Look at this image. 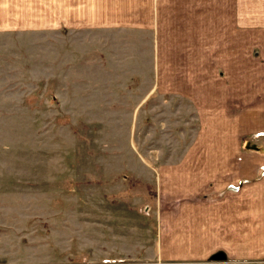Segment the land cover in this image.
<instances>
[{"label": "rangeland", "instance_id": "rangeland-1", "mask_svg": "<svg viewBox=\"0 0 264 264\" xmlns=\"http://www.w3.org/2000/svg\"><path fill=\"white\" fill-rule=\"evenodd\" d=\"M150 10L0 0V264H264L166 253L190 200L161 173L187 153L193 119L158 76L180 70L179 44L221 36L158 34Z\"/></svg>", "mask_w": 264, "mask_h": 264}, {"label": "crops", "instance_id": "crops-1", "mask_svg": "<svg viewBox=\"0 0 264 264\" xmlns=\"http://www.w3.org/2000/svg\"><path fill=\"white\" fill-rule=\"evenodd\" d=\"M147 2L158 34L221 36L217 44H179L180 51H188L180 66L174 65L180 70L167 79L158 76L193 119L185 122L191 134L187 153L175 156L179 165L173 171L165 167L161 173L167 190L190 200L175 208L169 242L174 251L166 253L194 259L222 250L227 259L262 260L264 0ZM207 23L212 29L205 31ZM157 65L168 67L161 58Z\"/></svg>", "mask_w": 264, "mask_h": 264}, {"label": "water", "instance_id": "water-1", "mask_svg": "<svg viewBox=\"0 0 264 264\" xmlns=\"http://www.w3.org/2000/svg\"><path fill=\"white\" fill-rule=\"evenodd\" d=\"M209 260H211V261H226L227 255L225 254L224 251L218 250V251H216L210 255Z\"/></svg>", "mask_w": 264, "mask_h": 264}, {"label": "built area", "instance_id": "built-area-1", "mask_svg": "<svg viewBox=\"0 0 264 264\" xmlns=\"http://www.w3.org/2000/svg\"><path fill=\"white\" fill-rule=\"evenodd\" d=\"M263 174H264V170H263V172H262Z\"/></svg>", "mask_w": 264, "mask_h": 264}]
</instances>
